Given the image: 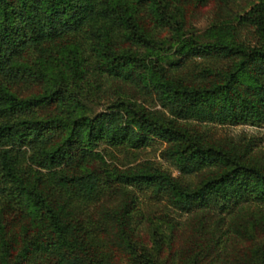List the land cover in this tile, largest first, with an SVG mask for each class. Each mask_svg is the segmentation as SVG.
Returning <instances> with one entry per match:
<instances>
[{"label": "trees", "instance_id": "trees-1", "mask_svg": "<svg viewBox=\"0 0 264 264\" xmlns=\"http://www.w3.org/2000/svg\"><path fill=\"white\" fill-rule=\"evenodd\" d=\"M182 1L0 0V264H168L159 244L138 248L137 189L190 213L188 264H264V153L188 122H264V0L203 30L185 27ZM22 80L41 87L21 95ZM106 84L117 94L93 111ZM156 139L178 175L99 147ZM94 202L93 221L78 216Z\"/></svg>", "mask_w": 264, "mask_h": 264}, {"label": "rangeland", "instance_id": "rangeland-1", "mask_svg": "<svg viewBox=\"0 0 264 264\" xmlns=\"http://www.w3.org/2000/svg\"><path fill=\"white\" fill-rule=\"evenodd\" d=\"M179 1V0H178ZM258 0H204L197 2L195 0H184L183 4V20L185 27L188 29L203 30L213 22L220 20H233L235 15L243 13L249 9L253 3ZM155 36L167 37L170 35L168 27L153 26L150 23ZM239 38L247 41H254V31L251 25H239ZM191 65V64H190ZM105 85V94L100 97V103L89 102L93 111L103 108V103L115 98L117 93L113 92V87ZM41 87V84L22 80L15 85V90L24 96H28ZM128 91V90H127ZM129 92V91H128ZM139 101H143L147 106L159 108L158 101L149 95L136 94ZM103 102V103H102ZM188 122L195 128L205 130L214 138H223L225 136L252 139L256 144V150L264 153V122L261 123H205L194 120ZM165 142L156 139L145 147L138 149L125 147H109L105 143L99 145L105 148V157L109 162L117 165H132L144 159H150L162 167L170 170L174 175H178V170L165 158L161 156V150L165 146ZM187 180H196V175L183 176ZM139 202L138 207L142 210L143 217L141 219L139 236L137 237L138 248H145L154 254L158 252L157 244L162 248L159 256L166 259L168 264H188L189 255L183 253L184 246L188 240L186 237L191 227V215L188 212H181L174 208L163 198H154L148 190H136ZM96 202L83 206L78 211V216L83 220L93 221L95 217ZM98 237L102 240V249L106 251L112 261L125 263L127 255L125 252L117 248L111 243L106 235L98 232ZM187 239V240H186ZM239 245V244H238Z\"/></svg>", "mask_w": 264, "mask_h": 264}]
</instances>
